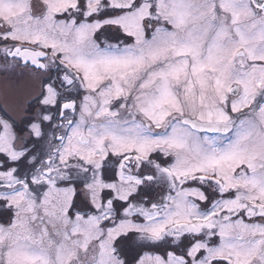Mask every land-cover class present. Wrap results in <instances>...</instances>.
<instances>
[{"label": "snow or ice", "instance_id": "6c2138e0", "mask_svg": "<svg viewBox=\"0 0 264 264\" xmlns=\"http://www.w3.org/2000/svg\"><path fill=\"white\" fill-rule=\"evenodd\" d=\"M0 264H264V0H0Z\"/></svg>", "mask_w": 264, "mask_h": 264}]
</instances>
